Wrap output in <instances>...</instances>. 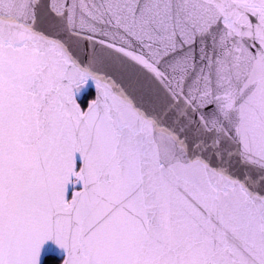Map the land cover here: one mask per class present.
<instances>
[{
    "label": "snow or ice",
    "instance_id": "6c2138e0",
    "mask_svg": "<svg viewBox=\"0 0 264 264\" xmlns=\"http://www.w3.org/2000/svg\"><path fill=\"white\" fill-rule=\"evenodd\" d=\"M50 242L264 264V0H0V264Z\"/></svg>",
    "mask_w": 264,
    "mask_h": 264
},
{
    "label": "water",
    "instance_id": "95a60500",
    "mask_svg": "<svg viewBox=\"0 0 264 264\" xmlns=\"http://www.w3.org/2000/svg\"><path fill=\"white\" fill-rule=\"evenodd\" d=\"M88 90H93L94 94H95V89L93 87H89L88 89H86L79 97V100L84 96V94L88 91ZM47 257H56L58 259H63V253L56 248V246L54 244H52L51 242L48 243L42 252V258H41V264L44 263L45 259Z\"/></svg>",
    "mask_w": 264,
    "mask_h": 264
},
{
    "label": "trees",
    "instance_id": "16d2710c",
    "mask_svg": "<svg viewBox=\"0 0 264 264\" xmlns=\"http://www.w3.org/2000/svg\"><path fill=\"white\" fill-rule=\"evenodd\" d=\"M94 96L93 90H88L84 96L79 100L83 105L86 104V100L91 99ZM62 260L56 257H47L43 264H60Z\"/></svg>",
    "mask_w": 264,
    "mask_h": 264
},
{
    "label": "rangeland",
    "instance_id": "374dc122",
    "mask_svg": "<svg viewBox=\"0 0 264 264\" xmlns=\"http://www.w3.org/2000/svg\"><path fill=\"white\" fill-rule=\"evenodd\" d=\"M86 104H87V100H86ZM86 104H85V105H83V106H85V107H86Z\"/></svg>",
    "mask_w": 264,
    "mask_h": 264
}]
</instances>
